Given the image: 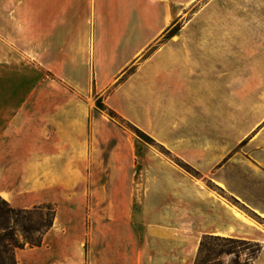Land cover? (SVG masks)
I'll return each mask as SVG.
<instances>
[{
  "label": "crops",
  "instance_id": "obj_1",
  "mask_svg": "<svg viewBox=\"0 0 264 264\" xmlns=\"http://www.w3.org/2000/svg\"><path fill=\"white\" fill-rule=\"evenodd\" d=\"M182 3L0 0V196L57 209L18 264H194L203 235L261 243L253 264H264V150L232 155L247 137L231 88L240 66L209 61L220 50L208 43L170 39L116 86ZM96 97L216 189L146 155L139 201L135 138Z\"/></svg>",
  "mask_w": 264,
  "mask_h": 264
},
{
  "label": "rangeland",
  "instance_id": "obj_2",
  "mask_svg": "<svg viewBox=\"0 0 264 264\" xmlns=\"http://www.w3.org/2000/svg\"><path fill=\"white\" fill-rule=\"evenodd\" d=\"M177 13H179V16L172 22L166 33L170 34L175 31L174 36L170 39H174L175 41L180 40L182 43L193 45L208 43L220 50L216 51L213 55L208 53L207 58L209 61L213 59L215 63L223 61L228 64L230 62L232 70L234 69L232 68L234 64L237 63L240 66L237 67V70L240 72L235 76L231 75V88H236V98L233 96V99H235L237 108L243 109L245 107L247 109V137L237 145L232 155L246 153L248 157L249 155L254 156L256 151H260L261 148L264 150V131L257 138L260 141L262 140L263 143H256L255 138L257 132L261 128H264V0H183L182 6H177ZM164 35L152 44L140 57V60L136 61L128 70L137 68L139 62L144 60V55L148 54L153 47L158 45L163 40ZM98 98L96 97V102ZM98 111L100 110L98 109ZM107 116L135 138V171L138 170V165L141 166V170L137 171L138 181L136 185L139 201L144 189L142 174L143 159L146 155L162 156L175 163L190 176L204 179L207 187L216 189V186L209 179L203 178L202 174L192 166L198 175L178 165L172 159L173 156H178L174 155L166 147V150L171 153L172 157L157 145L150 143L148 140L140 139L126 120H115L108 114ZM218 192L222 194L221 191ZM236 201L234 198L231 199L232 204L240 209H244ZM249 214L258 222H262L258 217H255L251 213ZM260 224L264 225L263 222ZM18 236L21 239L19 234ZM204 236L211 235H203L201 237L196 248L197 252L194 264H196L200 244ZM231 239L241 240L236 238ZM244 241L248 243L210 240L208 241V248L214 252H231V254L222 257L221 261L223 264H247L250 255L257 251V248L254 246V242ZM91 246L92 243L87 241V253L92 250ZM213 264L221 263L215 262Z\"/></svg>",
  "mask_w": 264,
  "mask_h": 264
},
{
  "label": "trees",
  "instance_id": "obj_3",
  "mask_svg": "<svg viewBox=\"0 0 264 264\" xmlns=\"http://www.w3.org/2000/svg\"><path fill=\"white\" fill-rule=\"evenodd\" d=\"M167 32L168 30L164 33L163 40L153 47L148 54L144 55L143 59L149 58L161 44L165 43L175 34V31L170 34H166ZM135 70L136 68L127 70L116 83V86L125 81ZM96 106L100 111L107 113L112 119L125 120L114 110L106 106L102 97L97 99ZM127 122L140 139L148 140L150 143L157 145L172 157L171 153L167 151L163 145L133 123ZM172 159L184 169L193 171L198 175V173L182 159L175 156H173ZM236 202L238 203V201ZM56 213V206L52 204L36 206L33 209H21L13 207L0 196V264H18L16 258L18 250L42 246L45 235L54 225ZM35 216L37 217L36 219ZM18 234L21 236V239ZM210 240H223L230 243H248L244 240H235L219 236H204L200 244L196 264H213L215 262L223 264L221 261L222 257L231 254V252H214L209 249L208 241ZM254 246H256L257 251L250 255L247 264H252L262 252L263 245L261 243L254 242Z\"/></svg>",
  "mask_w": 264,
  "mask_h": 264
}]
</instances>
